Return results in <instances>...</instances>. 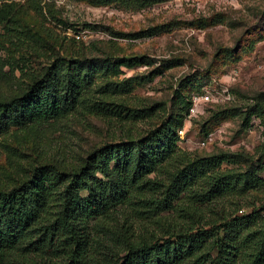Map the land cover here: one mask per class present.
Instances as JSON below:
<instances>
[{"label": "trees", "instance_id": "trees-1", "mask_svg": "<svg viewBox=\"0 0 264 264\" xmlns=\"http://www.w3.org/2000/svg\"><path fill=\"white\" fill-rule=\"evenodd\" d=\"M131 60L48 57L24 87L0 98V137L25 140L75 113L118 125L151 119L156 105L136 108L113 100L131 90L130 80L96 85L106 72L119 73L120 64H136ZM185 105L178 123L161 120L73 163L4 145L0 264H264V179L223 168L229 155L222 151L183 153L176 133L190 98ZM250 197L262 199L256 205ZM228 201L234 213L251 210L237 216L222 209L215 221L203 217L204 209L218 211ZM121 209L140 218L141 226L127 219L119 224ZM162 212L172 214L163 223Z\"/></svg>", "mask_w": 264, "mask_h": 264}, {"label": "rangeland", "instance_id": "rangeland-1", "mask_svg": "<svg viewBox=\"0 0 264 264\" xmlns=\"http://www.w3.org/2000/svg\"><path fill=\"white\" fill-rule=\"evenodd\" d=\"M140 3L0 0V98L24 87L48 57L65 55L117 63L134 59L136 64H120L119 73L106 72L107 77L96 85L130 80L131 90L113 96L115 102L136 108L157 106L154 117L137 123L118 125L114 120L75 113L25 140L0 137V179L6 170L4 145L73 163L105 142L125 135L137 137L161 120L178 123L188 98L203 90L211 91L216 102L206 105L183 135L176 133L178 148L191 157L222 151L229 155L223 168L248 170L264 179V0ZM78 34L83 38L77 40ZM208 136L211 141L202 146ZM250 199L259 205L256 199L262 198ZM231 204L224 203L218 211L204 209L203 217L215 221L222 209L226 215L237 216L251 210L241 207L234 213ZM170 215L160 213V221ZM118 216L119 224L127 219L134 227L141 226V219L129 210H119Z\"/></svg>", "mask_w": 264, "mask_h": 264}, {"label": "built area", "instance_id": "built-area-1", "mask_svg": "<svg viewBox=\"0 0 264 264\" xmlns=\"http://www.w3.org/2000/svg\"><path fill=\"white\" fill-rule=\"evenodd\" d=\"M75 38L77 40H80L83 37L78 34L75 36ZM213 102H216V99L214 98L211 91L203 90L201 92L192 94L190 97V106L188 108L187 115L184 120V125L177 131L178 135H183L185 131L190 127L191 121L204 112L206 105ZM209 141H211L210 136L203 139L201 145L205 146V144H207Z\"/></svg>", "mask_w": 264, "mask_h": 264}]
</instances>
